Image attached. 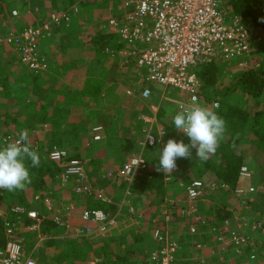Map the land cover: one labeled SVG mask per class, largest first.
Listing matches in <instances>:
<instances>
[{
	"label": "trees",
	"instance_id": "trees-1",
	"mask_svg": "<svg viewBox=\"0 0 264 264\" xmlns=\"http://www.w3.org/2000/svg\"><path fill=\"white\" fill-rule=\"evenodd\" d=\"M17 1L0 0V23L5 24L4 22L8 23L14 19L16 21L21 19V16L24 15L23 12L19 10L20 13L17 18V15H14L11 10ZM114 1L119 3V0ZM222 1L227 17H240L251 28L254 41L251 48V66L232 72L226 82L223 81L225 66L222 61L211 60L194 68L195 74L201 82V98L205 102L204 104L212 106L214 102H217L218 107L216 109H209L226 122V132L216 153L210 156L207 161H201L195 156V150L193 149L192 159L177 158L176 163L180 172L175 174L177 176L171 179L172 182L165 181L162 172L146 170L140 172L129 185L124 183L119 187L121 191H125L129 186L130 195L128 200L134 212L142 215L145 221L148 220L151 223L154 221L158 224L157 227H163L161 226L162 222H160L163 219L160 215V209L166 204L165 199H168L167 204L172 205L174 212L178 213V206L174 208L173 203L175 202H170L168 197L172 185H180L176 189L182 193L188 183L211 175L214 177L212 180L217 184L219 190L224 192L223 194L231 196L230 193L236 191L242 179L239 173L240 167L244 165L243 149L245 142L255 145L257 156L261 160L260 171L263 170L261 173L264 174V0ZM23 4V7L39 14L41 18H48L51 13L55 12L67 15V20H62L60 24L54 27L58 30H54L55 33L62 30L63 35H70V33L72 35L73 32L78 30L79 24H89L97 18H100L103 22V19L108 16L106 12L101 10L105 9L103 4L96 3V0H27L21 3V5ZM73 6L77 7V11L71 9ZM51 10L54 12H50ZM3 24H0V27ZM103 30L102 32L99 31V34L94 33L88 36L86 42L90 54L94 56L108 55L118 64L120 59L113 55V52L120 51L123 45L119 43V36L113 29L105 26ZM67 35L66 38L68 39ZM106 48L110 51L106 52ZM2 61L3 59L0 56V71L3 70L0 73V135L2 136L7 130H17L20 126L29 132L41 123H48L51 128L45 134L44 140L39 142L40 149L36 150L40 155V166L34 168L31 166L30 161H26L31 183L27 184L23 190L11 192L0 188V211L3 212V216L5 215L7 221H16L14 213L11 212L13 207H28L30 205L29 197L26 196L27 189L30 190L33 196L36 193L51 192V189L54 190L59 186L57 176L62 171V167L48 158V150L56 144L63 150L74 152H76L77 147L82 146L85 156L87 155L89 159V166L93 167L94 170L97 169V166L102 165L103 158L117 155L128 156L130 152L138 153L141 151L139 145L131 139L120 140L117 148H115L119 149V152L118 150L112 151L110 148H113L117 142L115 134H113L115 139L110 135V138L108 137V140L106 139L104 142L101 141L98 144L91 142L88 144L85 138V127H78L72 122L67 126L62 123L64 113L59 105L60 100L72 105L75 114L82 107H86L82 100L83 97L92 101L100 100V97H102L101 82L103 76H99L96 70L87 74L82 88L79 90L65 85L53 88V86L47 85L48 82H58L53 74L43 78L42 76L46 72L40 75H32L26 69L28 73L25 78L18 77L17 79L16 76H13L11 79L9 74L6 73L7 68H3ZM97 63L99 61L95 62V64ZM110 83L113 84L112 80ZM152 92L153 98H157L158 91L153 88ZM155 92H157L156 95ZM176 113H178L177 110L173 112L168 121L164 122L162 119L164 109L161 108L158 115L159 123L167 129L169 139L178 142L182 140L187 144L189 143L188 137L181 136L179 130L174 127L173 117ZM105 126L109 134V123L107 122ZM1 142L0 137V145ZM161 149L158 146L147 147L142 151V155L149 163L158 164ZM111 151L115 152V155ZM73 158H79L78 154ZM105 173L106 171L102 173L103 176L107 175ZM70 186L72 188L74 184H70ZM257 194L261 206L258 208L253 207L252 209L255 212L247 213L250 219L245 222L247 225L255 223L253 242L252 244L239 246L240 254L229 248L222 251L223 249L217 244L216 240H211V230L218 227L220 222L230 220L233 217V213L227 208L228 206L225 205L221 208L215 206L212 210L213 213H195L200 217V221H196L194 216L190 218V221L185 219L188 224L186 236H189L190 241L186 244L182 241V238L179 240V249L171 264H264V193L259 191ZM84 202V209H100L111 216L117 212L115 204L97 200L93 195L86 196ZM246 203L254 206L255 202L248 200ZM86 204L88 205L86 206ZM54 209L52 210L54 211ZM3 222V217L0 216V247L5 244L7 239ZM229 222L230 225L233 224L232 220ZM194 223L197 232L192 235L189 232V226ZM44 227L45 233H47V238L42 241L45 243V249L34 252L37 264H87L88 256L80 245L79 238H68L62 241L53 238L58 233V226H55L51 220H46ZM20 238L23 239V256H29V252L33 247L35 248L37 243L36 234L27 232L21 234ZM247 238L251 241L250 236ZM124 242V238L119 237L105 244L101 249L102 264H130L134 258L135 262L141 261L143 263L146 260L144 264H153L149 261V255L155 247L154 243L150 250L138 251V255H136L135 252H128L122 248ZM182 244L191 252L182 251L181 253ZM36 254L37 257H35ZM194 254L201 258L209 256L210 260L194 259ZM233 255V261L230 262L229 259ZM97 264H100V262H97Z\"/></svg>",
	"mask_w": 264,
	"mask_h": 264
},
{
	"label": "built area",
	"instance_id": "built-area-1",
	"mask_svg": "<svg viewBox=\"0 0 264 264\" xmlns=\"http://www.w3.org/2000/svg\"><path fill=\"white\" fill-rule=\"evenodd\" d=\"M26 1V0H23ZM76 6L72 7L73 11ZM112 9V8H110ZM112 10H110L111 12ZM16 15V12L13 11ZM67 20V15L51 13L47 20L40 19L38 25L29 27L21 33H16L11 28L0 34V46L5 45L17 53L20 63L32 74L40 75L48 70V63L44 57L38 54L36 48L40 39L49 36L53 28ZM106 24L119 36V43L123 45L118 52H113L120 60V68L134 67L140 84L139 99L147 102L150 114H141L142 137L135 142L140 147V152L130 154L123 162L121 168L115 174L109 173L110 178L124 180L129 184L140 173L148 169L149 163L142 155L147 147L160 146L163 148L167 142V129L159 123V112L162 108L161 101L166 100L168 91L182 94L184 98L175 100V108L180 112L193 103L206 107L201 98V82L197 78L194 68L211 60H222L231 63L241 69L251 66V48L253 35L251 28L240 17H227V12L222 0H119V8L106 19ZM3 24V22H2ZM106 52L110 50L105 49ZM112 54V52H110ZM160 89L161 96L157 102H151L153 88ZM133 91L125 90V94L132 96ZM211 109H216L218 103L214 102ZM20 130H14L3 134L1 146L5 141L13 140ZM93 141L104 139L103 128L96 125L92 128ZM181 136H186L178 131ZM29 139L34 150L36 144ZM48 158L62 171L57 179L60 185L68 180L74 181V194L76 196L93 195L95 199L111 203L104 192L92 189L87 180L85 161L79 158H70L68 152L53 146L48 150ZM138 161H142L138 165ZM180 172L176 163V169L172 172ZM240 176L248 177L245 165L240 167ZM165 181H170L166 177ZM215 182L206 183V180H193L184 187V203L188 205L178 206V214L182 219H190L194 216L196 221L200 217L192 213L189 207L201 200L209 191L217 188ZM49 193H36L31 202L42 204L48 210L53 204ZM172 208L171 204L168 207ZM70 208L64 214L62 209H56L51 214V222L58 227H66L64 220L69 218ZM169 211V209H168ZM16 221L9 222L3 217L4 231L7 236L5 244L0 247V264H37L31 256H23V239L20 235L33 232L37 242L47 238L43 232L45 217L37 210H28L13 207ZM84 225V235L104 234L115 222L114 215H108L100 209H83L80 214ZM64 223V225H63ZM230 225L228 220L220 224L221 245L234 241V250L239 253V246L252 244L248 238L236 235L233 231H227ZM190 234L197 232L196 224L189 226ZM174 239V238H173ZM155 245L150 251L149 261L153 264H171L179 249L176 241L170 240L168 234L161 228H156L152 234ZM264 255V254H263Z\"/></svg>",
	"mask_w": 264,
	"mask_h": 264
},
{
	"label": "rangeland",
	"instance_id": "rangeland-1",
	"mask_svg": "<svg viewBox=\"0 0 264 264\" xmlns=\"http://www.w3.org/2000/svg\"><path fill=\"white\" fill-rule=\"evenodd\" d=\"M27 1V0H26ZM22 2H24L23 0H18L17 2H15V5H20ZM116 1L114 0H96V3H100L103 4V7H105V9H101L103 12H106L107 15L109 16L111 13H113L117 7L119 8V3H114ZM13 6L12 7V11L16 12V17L18 18L19 16V9H17V6ZM78 5V3H77ZM74 7V6H73ZM101 7V8H103ZM25 11L28 9L27 7H25ZM112 8V9H110ZM72 9V8H71ZM110 10H112L110 12ZM56 13V12H55ZM28 18H25V24H21L22 20H13L12 22H4L5 24H3V26L0 27V34H4L7 31V28H11L12 30L14 29L16 33H21L23 30L29 28V27H34L31 26V24L33 23L34 20L37 19V17L33 16V12L30 11V13H28ZM107 16V17H108ZM103 19V22H101L100 18H97V20L95 21H91V23L89 24H79L78 27V32H73L72 35L70 33V35L68 36V39L66 38V35L62 34V30H60L58 33L55 32H50L49 37L46 39L44 37H42V39L39 40L38 44H37V52L38 54H40L42 57L45 58V60L48 63V70L46 71L45 75L42 76L43 78H47L48 75H54L57 80L61 83H63L64 85H70L78 88L79 86H81L85 79L87 74H89L90 72L96 70L97 74L99 76H103V80L106 82V84H110L111 80L113 82L112 86H117L116 90L113 92H110V96H117L118 97V102L122 104L121 99L125 98L123 101L126 103L127 99H132L129 95H125L123 96L121 93V88L122 90L126 89V90H130L134 92V95H137L139 92V86L140 84H143L141 82H138L139 79L136 76V72L134 71V69L127 67V68H120V62H118V64H116L115 60L112 59L110 56L108 55H92L90 54V50H89V46L87 45V38L90 35L95 34H99L98 32H102L104 24H106V19ZM29 18L31 20H29ZM45 20H47V18H45ZM100 20V21H99ZM40 19H37V22L39 23ZM38 25V24H37ZM23 26L22 30H17V27ZM36 26V25H35ZM58 28V27H57ZM57 30V29H56ZM54 31V28H53ZM58 31V30H57ZM15 51L12 50L11 47L9 46H5L2 45L0 46V56L1 59H3V68H7L6 73L9 74V77L12 79L13 76H16V78L18 79V77L20 78H25L27 75V70L26 68L20 63L17 53H14ZM96 61H99V63L95 64ZM219 61H222L219 59ZM224 63L225 66V71H224V79L223 81L226 82L230 77L229 75L236 71V70H243L237 66H233V64L229 63L227 64L226 62L222 61ZM1 68V69H3ZM3 72L0 71V73ZM114 80V81H113ZM55 83L58 82H48L47 85H53ZM176 93V92H175ZM155 95L157 94V92L154 93ZM159 94V91H158ZM121 95V96H120ZM174 96H177V94H174ZM173 97V96H172ZM111 101L112 98L109 97L107 103L104 102V107H108L111 105ZM204 102V101H203ZM205 103V102H204ZM174 103H172L171 101H166L165 102V106H164V114H163V119L164 122H166L167 119H169L170 117H172L173 112H174ZM208 106L210 105H206L207 108H209ZM129 114V113H128ZM128 117V115H127ZM83 122L86 125V136L88 137V128H90L94 123L97 122H107L105 119H98L96 117H92V118H86L83 120ZM24 128H22L21 126L18 127L17 130H22ZM0 137L2 138L3 135ZM246 140V139H243ZM34 143L36 144L37 148L40 149V146H38L39 141L35 140ZM244 165L247 167L248 170V177L242 178L238 184V187L236 189V191L234 193H230V195H226L223 194L224 192H221L219 190V187H217L215 190L209 191L207 194L204 195V197L199 200L198 202H195L193 205H190L189 207L193 210L192 213H200V212H204V214H209L210 212L213 213V208H215V206L217 207H222V206H228L227 208L233 213V217L230 219L232 220L231 225H229L227 227V231H233L236 233V235L243 237V238H247L248 236H250L251 242H253V237H254V224L251 225H247L245 222L248 221L250 218L248 217L247 213H254L255 211H253V207H260L261 205L259 202V198H258V192L261 191L262 193H264V183H263V179H264V174L261 173L262 171H260V158L257 156V151L255 150V145L253 143L249 144V142H245L244 143ZM2 145V144H1ZM0 145V146H1ZM42 148V147H41ZM37 149V150H38ZM68 152V156L70 158H73V156L79 155V153L76 151H70V150H66ZM127 156V155H126ZM124 156L123 159L126 157ZM79 159H84L86 160L84 157L83 158H79ZM86 171V170H85ZM87 174V173H86ZM89 176H87V180L89 182L92 181L91 179L93 178L92 176L88 179ZM110 178V177H108ZM112 180H114L113 178H110ZM201 180H206V183H210V182H214V180H212L211 178L209 179L208 177H203L201 178ZM116 186L120 185V180H114ZM89 182V184L91 185L92 189L95 188H99L101 189L104 194L107 196L108 200H110V198L108 197L110 194L115 195L114 197L112 196V199H114V201L117 203L119 201H121L119 203V205L117 206V212L114 214L115 217V222L114 224L104 233V234H93V236H95V241L99 242V238L102 239L104 236L106 237V235L110 234L109 232H111V230L114 228L116 231L114 232V235H117V238L119 237H123L125 242L122 245V248H125L126 250H133V247H137L139 251H148L150 250V248L153 245V240H152V234L154 229L156 228H161L163 229L168 236L170 237V240H174L178 243V245L180 244L179 239L182 238V241L189 242V238L188 236H186V229H187V221L181 218H178L176 213L174 212V209L171 208L170 206L168 207V204H164L163 208H161V212L163 213L162 215L165 217V220H161L162 221V225L163 227H157L158 224L155 223L154 221L151 223L150 221L146 220L144 218H142V215H138V213H135L133 210V207L130 205V201L128 200V197L130 195L129 193V189L127 186V189L125 190V195L126 198L123 199L121 198V195L118 193L116 188H113L114 186L108 182L107 184H105L103 186L102 181H99L100 184L98 185H92ZM74 184L73 180H68L67 182L63 183L65 184L64 186L61 185L60 187L62 188H56V189H51V192H53V194L57 195L56 193H62L63 191H67V193L65 195H68L70 200L67 201H56V206H54L52 204L51 206V210L54 209H62L64 214L67 213L69 211V209L71 208L72 210L70 211L68 216H71L73 213L76 214V217L80 218V211L78 210H74V201L78 200V201H83V204H85L84 199L85 197L83 196H75L74 195V187L71 188L70 184ZM111 184V185H110ZM60 185V183H59ZM106 187V191L105 192V186ZM129 185V184H128ZM67 186V187H66ZM113 186V187H112ZM65 187V188H63ZM68 188L71 189L72 193L68 191ZM173 188V187H172ZM176 189V188H175ZM107 193V194H106ZM184 193V192H183ZM124 194V192H123ZM234 194V195H232ZM52 195V194H51ZM178 197V198H176ZM174 197V201L175 203H173L174 208L176 206H181L183 205V201L184 199L180 198V192L177 193V196ZM53 199V197H51ZM121 198V199H120ZM58 198H55V200H57ZM248 200H251L254 203L253 205H249ZM77 201V202H78ZM111 201V200H110ZM72 203V204H68V203ZM112 204L113 201H112ZM184 205H188L187 203H184ZM66 209H68V211H66ZM84 209V208H83ZM169 209V211H168ZM40 210V209H39ZM41 211V210H40ZM53 211V210H52ZM82 211V210H81ZM73 214V215H74ZM113 216V215H112ZM160 216V215H159ZM213 216V214H212ZM81 219V218H80ZM79 219V220H80ZM181 219V220H180ZM50 220V219H49ZM48 220V221H49ZM228 220V221H230ZM253 220V219H252ZM65 222V226L66 227H58V228H62L61 231L63 233H65L66 236H63V234H59L57 237H55V239H59V240H65L67 238H71V237H75V236H69V234H67V230L69 228H75V230H77V235L79 236H88V235H84V223L81 221L82 225L79 226V228L76 227V225H74L73 223H71L69 221V218H67ZM119 221V222H118ZM190 221V220H189ZM214 221V218H213ZM223 222H220L221 225H223ZM64 225V223H63ZM219 224L218 227H216L215 229L211 230V240H216L217 244L220 245L221 249H223L222 251H226L228 248L231 250H234V241H230L229 243L224 245H221V241L219 240V238H224V236H220V231H219ZM45 227H43V232L45 233L44 230ZM66 230V231H65ZM251 233L252 235H250L249 233ZM75 233V232H74ZM204 233V232H203ZM46 234V233H45ZM92 235V234H90ZM49 235H48V239H49ZM174 238V239H173ZM22 239V238H20ZM105 239V238H104ZM96 242V244L98 243ZM105 242V241H104ZM110 242L109 240L106 239V243ZM187 244V243H186ZM99 248V246H98ZM45 249V243L43 242H37L35 245V248L33 247V249H31V251L29 252V256H32V258L37 262V260L34 258V252L37 251H43ZM181 253L183 252H187L188 248L185 247L183 244L181 246ZM191 251H188V253H190ZM177 254V252H176ZM175 254V256H176ZM94 255L96 256L95 259H97V261L95 262V264H97V262L100 264H102V250H98L96 252H91L90 253V259L92 260L94 258ZM38 255L36 254L35 257H37ZM194 259H201L204 260L205 258H201V257H197L196 254L193 255ZM89 260V257H88ZM208 260H210V258H208ZM38 263V262H37ZM87 264H91L90 262ZM94 264V263H93Z\"/></svg>",
	"mask_w": 264,
	"mask_h": 264
},
{
	"label": "crops",
	"instance_id": "crops-1",
	"mask_svg": "<svg viewBox=\"0 0 264 264\" xmlns=\"http://www.w3.org/2000/svg\"><path fill=\"white\" fill-rule=\"evenodd\" d=\"M15 6H17V9H19L21 12L24 13V15L21 16V19L20 20H22L21 24H25L26 23L25 22V18L26 19L28 18V15H29L28 13H30L31 10L28 8L25 11L26 8L23 7L24 4L23 5H21V4L20 5H15ZM50 12H54V11L51 10ZM33 16L34 17H37L38 16L37 19H43V20H45V18L39 17V14L34 13V12H33ZM31 19L29 18V20H31ZM37 19L33 21V23L31 24V26H33V25L35 26V25L38 24ZM0 24H2V23H0ZM17 28H18L17 30H22L23 29V26H20V27H17ZM54 30H56V29H54ZM13 31H15V30L13 29ZM52 32H54V31H52ZM48 37L49 36H44V38H46V39ZM14 55H15V53H14ZM130 68L134 69V71H135V68L134 67L130 66ZM63 85H64L63 83H61V82L58 81V83H55V84H53L51 86H53V88H58L59 86H63ZM71 85L72 84L65 85V86L66 87H69V88H75V87H73L74 85L73 86H71ZM82 85L79 86L77 89L78 90L81 89L82 88ZM112 85L113 84H111V83L110 84H106V82L104 80H102L101 86H102L103 95H102V97H100V100H94V101H92V100H90V99H88L86 97H83L82 100H83V102H84V104H85L86 107H82V109H79L80 111L77 112V113H75V114H74V107L72 105H70L69 103L65 102L64 100H60L59 101V105H60L61 110L64 113V119H63L62 123L64 125H66V126H67V124H69L70 122H72V123H74V125H76L78 127H85L86 128V125L83 122V120L86 119V118L96 117L98 119L99 118L100 119H105L109 123V125H110V133L108 134V130L106 129V126H105L107 122H105V123H103V122L94 123L87 130L88 137L86 136V130H85V138L87 140V143L89 144L91 142H93V143L96 142L98 144V142H101V141L104 142L110 135L113 137V134H115L117 139H115L114 137L113 138L117 142H116L115 146L113 148H110V149L112 151L118 150V152H119V149H115V148H117L118 142L120 140H124V139H127L128 140V139H131V140H135L136 141L137 139H141V137H142V132H141L142 122L139 120V116L141 114H150V112L147 109V102H144V101L140 100L138 94L137 95H134V93H133V95L130 96L132 99H127V102L126 103L123 101L125 98H122L121 99L122 104L119 103L118 102L119 99H118L117 96H114L113 97V96H110L109 95L110 92L115 91L116 88H117V86H112ZM125 90L124 89L122 90V88H121V93H122L123 96L126 95L125 94ZM154 90L159 91V94L157 95V98L156 97L153 98V96H152V98L150 99L151 102H157L158 99H159V96H161V92L162 91L160 89L154 87ZM174 94H177V96H174ZM166 96L168 98L166 100L161 101L162 108L164 109V106H165L164 104H165L166 101H171L172 103H174L173 106H174V112H175V110H176V108H175V100L180 99V97L184 98V96L182 94H179L177 92L175 93L173 91H168L166 93ZM109 97L112 98L111 105L105 108L104 107V102L107 103ZM78 113H80V114H78ZM127 115H128V117H127ZM169 119H167L166 121H168ZM163 121H164V119H163ZM96 125H100L103 128L104 139H102L101 141H93V139H92V137H93L92 128L94 126H96ZM50 129L51 128H50V125L48 123H41V124H37L35 126L34 130L29 131L28 133H29L30 138H31V140L33 142L35 140L41 142L42 140H44L45 134L48 133V131ZM9 132H12V131L7 130V132H5V133H9ZM166 139H169V138L167 137ZM55 146L60 148V146H58V144H56ZM158 147L161 149L160 146H158ZM76 151L80 155L79 158H83L84 157L86 159V160H84V159H82V160L85 161V170H86L87 176H89L88 179L91 176L93 177L91 179L92 180L91 182L89 180V182L92 185H98V184H100L99 181H102V184L104 186L105 184H107L108 182H110L114 186V187L113 186L112 187L113 188H116L117 191H118V193L120 195H121V192H122L121 198H123V199L126 198L125 191H121L119 187H120V185L122 186L124 183L125 184H129V183L126 182V181H124V180H120L121 181L120 182V185L116 186L115 181H114L115 179L113 178L114 180H112V179L108 178L109 177L108 175H109V173L115 174L116 172H118L119 169L121 168L123 162L127 159V157L129 155L126 156L124 159H123L124 156H122V155H120V156L117 155V156H113V157L109 156V157L103 158L102 165L97 166V169L94 170L93 167L91 168L89 166L90 165V162H89V159L87 158V155L85 156L84 148L82 146H79V147L76 148ZM132 153H134V152H132ZM132 153L130 152L129 154H132ZM138 153H134V154L137 155ZM113 155H115V152L113 153ZM147 162L149 163L148 160H147ZM156 169H157V164H155L154 162H150L147 171L148 170L155 171ZM105 171H106L105 174H107V175L106 176H103L104 174H102V173L105 172ZM164 176H165V178L166 177H170V181H171V179L174 176H177V175L171 173V175H167L166 174ZM135 178L133 179V181L135 180ZM165 178H164V180H165ZM208 178L209 179L210 178L212 179L214 177L210 175V176H208ZM58 183H59V181H58ZM60 186L61 185H59L58 188ZM170 186H171V184H170ZM179 186L180 185H178V186L177 185H172L173 188L169 192V196H168L170 202L171 201H174L173 200L174 199V196L175 197L177 196V193L179 191H177V189H175V188L176 187H179ZM106 187H107V185L105 186V192H107L106 191ZM63 188H65V187H63ZM68 191L72 193V191H71L70 188H68ZM26 192H27L26 193V196L29 197L28 199H29L30 205L28 207H22V206H15V207L25 208V209H28V210H37L38 212H40L45 217L46 220L51 219V214L54 211H52L51 209L48 210L42 204H35V203L33 204L30 201V198L32 196L30 190L27 189ZM123 192H124V194H123ZM48 193L49 194H52L51 196L53 197V199L52 198L51 199L53 200V205L54 206H56V201H61V200L67 201V200H70L69 196L68 195H65L67 193V191H63L62 190V193L60 191V193H56L57 195L53 194V192H48ZM107 195H109L108 197L110 198L111 202L113 201L114 204L119 205V203L121 202V201H119V202L116 203L114 201V199H112V196L114 197L115 195H112V196L110 194H107ZM55 198H58V199L55 200ZM176 198H178V197H176ZM180 198H182V199L185 198V194L183 192L180 193ZM167 200L168 199H165L166 203H167ZM77 201L78 200L74 201V207L73 208H74V210L80 211V214H81V210H83V208L85 207V204H83V201L82 200L81 201H78V202ZM68 204H72V203L69 202ZM168 204H170V203H168ZM87 205L88 204H86V206ZM0 212L3 213L2 211H0ZM161 213L162 212H161V209H160V215L163 214V213L162 214ZM175 213H176L177 217L180 218L178 216V213L177 212H175ZM73 214L71 216H69V221L71 223H73L74 225H76L77 228H79V226L82 225L81 219L79 217H76V214H74V215ZM162 217H163L162 220H165V217L163 215H162ZM186 220H190V219H186ZM160 222H162V221H160ZM43 227H44V225H43ZM61 229L62 228H59V229L57 228L58 233L55 234L53 238L57 237L59 234H63V236H66L65 233H63L61 231ZM115 231L116 230L113 228L111 230V232H109L110 233L109 235L107 234L106 237L104 236L102 239L99 238V242L98 241H95V236H93V235H88V236H85V237L84 236L77 235V232L78 231L75 230V228H69L66 232H67V234H69V236H75V237H77V238L80 239L79 240L80 245L86 251L87 256L89 257V260H88L87 263L90 262L91 264H93V263L95 264V262L97 261V259H95L96 256L94 255V258L91 260L90 259V253L91 252L94 253V252H96L98 250H101L105 246L106 239L110 241L112 239L117 238V235H114V232ZM46 235H47V233H46ZM71 238H74V237H71ZM96 242H98V243L96 244ZM98 246H99V248H98ZM123 249L125 251L131 252V250H126L125 248H123ZM137 249H138V246L137 247H133V250H132L133 252L132 253L135 252V254L138 255V251L139 250H137ZM208 258H209V256H205V260L208 259ZM233 258H234V255L232 257H230L229 261L232 262L233 261ZM139 259H141V258H139ZM135 261L136 260L134 258L132 260V262H130V264H141L142 263L141 261H137V262H135ZM145 261L146 260H144L142 264H144Z\"/></svg>",
	"mask_w": 264,
	"mask_h": 264
},
{
	"label": "clouds",
	"instance_id": "clouds-1",
	"mask_svg": "<svg viewBox=\"0 0 264 264\" xmlns=\"http://www.w3.org/2000/svg\"><path fill=\"white\" fill-rule=\"evenodd\" d=\"M175 129L183 132L189 143L168 139L160 151L157 171L171 175L176 169L177 158L192 159V150L201 161L214 155L226 132L225 120L211 109L193 103L173 117ZM40 166V155L33 149L27 129L17 133V137L5 141L0 146V188L8 191L23 190L31 183L29 167ZM142 161H138L141 163Z\"/></svg>",
	"mask_w": 264,
	"mask_h": 264
}]
</instances>
